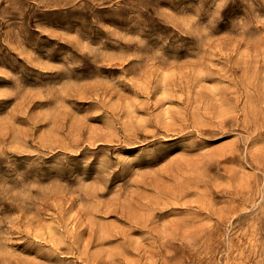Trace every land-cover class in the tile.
<instances>
[{"label": "rangeland", "instance_id": "obj_1", "mask_svg": "<svg viewBox=\"0 0 264 264\" xmlns=\"http://www.w3.org/2000/svg\"><path fill=\"white\" fill-rule=\"evenodd\" d=\"M0 264H264V0H0Z\"/></svg>", "mask_w": 264, "mask_h": 264}, {"label": "snow or ice", "instance_id": "obj_2", "mask_svg": "<svg viewBox=\"0 0 264 264\" xmlns=\"http://www.w3.org/2000/svg\"><path fill=\"white\" fill-rule=\"evenodd\" d=\"M0 83H3V82H0Z\"/></svg>", "mask_w": 264, "mask_h": 264}]
</instances>
